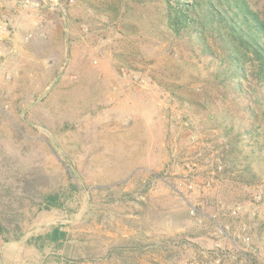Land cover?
Here are the masks:
<instances>
[{
	"label": "rangeland",
	"instance_id": "374dc122",
	"mask_svg": "<svg viewBox=\"0 0 264 264\" xmlns=\"http://www.w3.org/2000/svg\"><path fill=\"white\" fill-rule=\"evenodd\" d=\"M177 1L0 0V264H264V174Z\"/></svg>",
	"mask_w": 264,
	"mask_h": 264
},
{
	"label": "trees",
	"instance_id": "16d2710c",
	"mask_svg": "<svg viewBox=\"0 0 264 264\" xmlns=\"http://www.w3.org/2000/svg\"><path fill=\"white\" fill-rule=\"evenodd\" d=\"M165 18L168 32L190 41L202 56L213 55L207 35L218 43L221 54L211 57L215 79L243 120L235 128L228 109L214 117L227 138L224 151L233 167L243 165L251 174L254 162L264 174V7L257 14L245 0H178Z\"/></svg>",
	"mask_w": 264,
	"mask_h": 264
},
{
	"label": "built area",
	"instance_id": "2783aa9c",
	"mask_svg": "<svg viewBox=\"0 0 264 264\" xmlns=\"http://www.w3.org/2000/svg\"><path fill=\"white\" fill-rule=\"evenodd\" d=\"M69 3H71L73 0H67ZM54 7L56 9H58L60 12H63V9L61 8L62 6L60 5V3H55Z\"/></svg>",
	"mask_w": 264,
	"mask_h": 264
}]
</instances>
